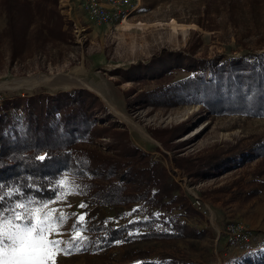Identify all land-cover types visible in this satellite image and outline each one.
Listing matches in <instances>:
<instances>
[{
  "label": "rangeland",
  "instance_id": "1",
  "mask_svg": "<svg viewBox=\"0 0 264 264\" xmlns=\"http://www.w3.org/2000/svg\"><path fill=\"white\" fill-rule=\"evenodd\" d=\"M50 1L68 37L65 42L30 38L33 27L28 3L34 6L36 0H0V104L10 97L31 96L38 89L50 95L73 89L89 91L105 105L112 121L128 131L132 144L166 168L191 209V197L197 195L211 209L212 217H200L195 210L184 215L178 209L166 216L159 208L150 216L136 205L102 206L90 213L91 207H79L85 203L74 175L62 172L57 196L41 204L47 205L43 211L51 208L57 210V216L65 215L62 228L51 225L65 234L46 238L63 240L60 248H68L72 238L76 239L70 253L50 250L48 264H139L143 260L168 264L171 257L184 264H229L251 250L264 252V160H242L235 168L200 178L188 174L208 156H227L264 139V116H214L201 112L196 103L140 99L142 93L188 77L189 66L198 68L200 61L220 63L264 51V0H139L127 23L100 26L83 15L77 0ZM5 4L17 15L20 28L25 25L28 32L19 55L13 54L11 40L4 35L9 26ZM35 10L31 12L43 22L45 11ZM173 19L178 28L171 25ZM179 54L182 60L177 62L174 57ZM131 72L135 74L129 81ZM206 72L209 80L211 74ZM31 78L40 81L35 85L25 82ZM5 82L10 85L3 87ZM108 118L99 119L100 126L110 125ZM107 140L92 145L106 150ZM18 203L32 209L40 205L28 199L13 207ZM80 215L85 219L73 229ZM36 216L38 219L39 212ZM152 218H156L154 223L131 229L129 240H116L107 247L90 229ZM176 222L186 226L182 237L140 236L173 232ZM230 223L249 231L250 242L227 244L224 231ZM10 231L7 221L0 223V233ZM19 257V251L0 250V264H16Z\"/></svg>",
  "mask_w": 264,
  "mask_h": 264
},
{
  "label": "trees",
  "instance_id": "2",
  "mask_svg": "<svg viewBox=\"0 0 264 264\" xmlns=\"http://www.w3.org/2000/svg\"><path fill=\"white\" fill-rule=\"evenodd\" d=\"M28 6L30 27H33L31 39L67 41L61 29V18L50 0H36L34 6L29 3ZM4 7L8 9L9 23L4 35L11 40L13 54L19 55L26 46L28 32L25 25L20 28L11 7L7 4ZM33 8L45 11V14L42 12L43 22L36 19L37 13L31 12ZM181 57L179 54L174 58L178 62ZM198 64V68L189 66L191 74L188 77L142 93L140 99L143 102L196 103L201 106V112L214 116H264V51L245 53L220 63L204 60ZM206 70L211 74L209 80ZM135 73L128 77L129 81ZM103 116L109 117L110 125L100 126L98 120ZM112 120L105 105L87 90L73 89L50 95L38 89L31 96L3 100L0 104V205L11 208L28 199L37 204L51 201L60 189L58 181L62 172L69 171L74 175L76 189L85 205L91 207L90 213L102 206L132 205L149 213L159 208L166 216L174 209L181 210L184 215L195 213L166 168L134 146L128 131ZM103 138L108 139L106 150L92 145ZM257 158L264 160V139L227 156H208L188 174L198 178L215 175L234 167L237 162L249 163ZM155 220L90 229L103 247H107L116 240H129L131 229L150 225ZM173 226V232L140 236L167 239L186 234V226L181 222ZM162 263L143 260L139 264ZM168 264L184 263L171 257ZM229 264H264V252L251 250Z\"/></svg>",
  "mask_w": 264,
  "mask_h": 264
},
{
  "label": "snow or ice",
  "instance_id": "3",
  "mask_svg": "<svg viewBox=\"0 0 264 264\" xmlns=\"http://www.w3.org/2000/svg\"><path fill=\"white\" fill-rule=\"evenodd\" d=\"M63 183L61 182L62 185ZM46 207V204H40L36 209H32L25 204L18 203L9 209L0 205V223L7 221L11 226L9 233H0V250L8 248L13 253L19 251L20 257L16 260V264H48V257L52 249L70 253L71 245L76 238H72L68 248L59 247L64 243L61 239L46 238L63 236L64 232L57 231L51 225L55 223L57 228H62L66 223L63 213L57 216V210L51 208L48 211H43ZM79 207L86 208L87 205L82 203ZM36 212H39L38 219ZM84 219L85 216L80 215L76 223L73 224V229L77 228ZM29 241L30 244L27 243ZM76 250L82 249L77 248Z\"/></svg>",
  "mask_w": 264,
  "mask_h": 264
},
{
  "label": "built area",
  "instance_id": "4",
  "mask_svg": "<svg viewBox=\"0 0 264 264\" xmlns=\"http://www.w3.org/2000/svg\"><path fill=\"white\" fill-rule=\"evenodd\" d=\"M77 0L83 15L96 25H113L124 21L138 6V0ZM191 206L200 217H212L211 209L197 195H192ZM226 243L243 245L250 242L251 233L241 224H227L224 231Z\"/></svg>",
  "mask_w": 264,
  "mask_h": 264
},
{
  "label": "bare ground",
  "instance_id": "5",
  "mask_svg": "<svg viewBox=\"0 0 264 264\" xmlns=\"http://www.w3.org/2000/svg\"><path fill=\"white\" fill-rule=\"evenodd\" d=\"M124 22L125 23H127V20L125 19L124 20ZM138 24V23H137ZM171 25L173 26V28H178V26H179V24H177L176 23V21L173 19L172 21H171ZM172 26H171V28H172ZM172 28V29H173ZM180 29V28H179ZM178 30V29H177ZM40 80L39 79H33V78H31V79H29L28 81H25L26 83H30V84H33V85H35V84H37L38 82H39ZM12 82H15V81H12ZM7 85H10V82H5L2 86L3 87H5V86H7ZM25 85V84H24ZM32 87V86H31ZM22 89V88H21ZM30 89V88H29ZM100 95V94H99ZM144 133V132H143Z\"/></svg>",
  "mask_w": 264,
  "mask_h": 264
},
{
  "label": "crops",
  "instance_id": "6",
  "mask_svg": "<svg viewBox=\"0 0 264 264\" xmlns=\"http://www.w3.org/2000/svg\"><path fill=\"white\" fill-rule=\"evenodd\" d=\"M140 5V3H139V0H138V6Z\"/></svg>",
  "mask_w": 264,
  "mask_h": 264
}]
</instances>
